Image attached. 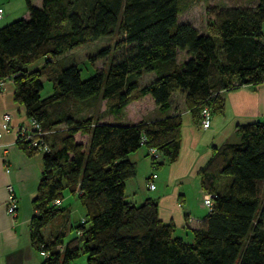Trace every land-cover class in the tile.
I'll return each mask as SVG.
<instances>
[{"label":"trees","instance_id":"1","mask_svg":"<svg viewBox=\"0 0 264 264\" xmlns=\"http://www.w3.org/2000/svg\"><path fill=\"white\" fill-rule=\"evenodd\" d=\"M184 2L42 0L34 7L25 0L27 18L0 24V80L12 82L14 101L42 133L32 134L38 148L18 138L28 155L42 154L30 221L31 244L46 254L41 264H72L82 255L85 264H264L260 122L237 126V140L213 148L199 171L211 200L190 241L161 222L156 200L135 205L125 199V183L135 175L131 155L145 148L154 170L178 157L182 120L173 108L175 92L200 123L202 108L222 112L221 93L264 83V0L220 11L206 33L178 21ZM105 37L114 43L98 60L110 50L119 55L107 70L81 80L71 52ZM40 60L41 67L31 68ZM44 82L51 86L46 97ZM102 102L95 117L77 118ZM137 104L139 120L123 123ZM152 106L159 116L141 118ZM65 191L85 210V219L69 230L54 204Z\"/></svg>","mask_w":264,"mask_h":264},{"label":"crops","instance_id":"2","mask_svg":"<svg viewBox=\"0 0 264 264\" xmlns=\"http://www.w3.org/2000/svg\"><path fill=\"white\" fill-rule=\"evenodd\" d=\"M29 1L34 7L42 5V0ZM24 2L25 0H0L4 13L1 26L3 22L7 25L20 17H28ZM43 62L44 60H40L41 64L35 68L41 67ZM13 93L12 82L8 79L0 80V264H41L43 257L31 244L30 221L34 214L31 203L41 177L42 154L30 156L18 144L17 128L27 118L24 106L14 101ZM172 98L173 108L180 113L182 120L178 157L174 162L154 170L146 149L138 150L130 156L135 164V175L126 181L124 195L127 201L135 205L147 198L156 200L161 222L165 225L172 223L175 227L174 235L190 241L189 231L198 228L208 214L207 207L202 204L203 192L198 173L209 160L213 148L237 140V126L254 122L264 124V83L255 88L243 86L221 93L222 112L211 114L210 127L206 130L201 129L198 119L185 108L181 93L175 92ZM140 106L142 105L137 104L129 108L122 122L139 120L138 116L143 110L139 109ZM4 115L11 117V126L1 131ZM158 116V111L152 106L141 118L153 120ZM152 173L156 174L155 188L149 190L146 180ZM9 185L17 198L14 217L7 213ZM65 194L69 192H64L60 208L67 218L64 226L69 230L68 218L78 208L70 197L65 198ZM66 200L68 201L65 202ZM82 212L79 223L85 219V210ZM60 221L59 218L56 219L53 225L59 226Z\"/></svg>","mask_w":264,"mask_h":264},{"label":"rangeland","instance_id":"3","mask_svg":"<svg viewBox=\"0 0 264 264\" xmlns=\"http://www.w3.org/2000/svg\"><path fill=\"white\" fill-rule=\"evenodd\" d=\"M254 4L255 0H185L183 5L184 7L178 15V21L189 23L200 33H206L210 29V25L215 22L216 16L219 14L220 11L231 7H252L254 6ZM19 19H21V17ZM3 25L4 22L2 23V26ZM113 43V38L108 39V37H105L91 42L88 45L79 47L78 49H75L71 52L70 55L73 59V62H75L76 66L81 70V80H86L87 78L95 75L100 70H107V68L111 64V59L114 57V54H119L116 52L114 53L112 50H110L109 56H107L108 58H102L99 60L98 58L100 53L107 47H109V45H111L112 48ZM184 58V54L179 55V59ZM41 63L39 61L32 65V67L35 68V66H39ZM50 93V84L44 82V89L41 92V96L46 97ZM103 109L104 103L102 102L100 103L99 107H97V109L85 112L79 115L77 118L84 119L89 116L95 117ZM78 138H80L79 140L84 141L83 137ZM65 196L66 199L70 197V199L77 204L78 210L76 212H73L70 218H68V226H75L76 224H79L78 220H80V214L84 209L81 208L76 197H72L69 194H65ZM67 201L68 200H66L65 202ZM50 231H52L51 225L49 226V228H47V230L43 232V237L47 238ZM71 236L72 235L70 233H67L66 239L70 238ZM85 262L86 257L82 255L78 260L74 261L72 264H85Z\"/></svg>","mask_w":264,"mask_h":264},{"label":"built area","instance_id":"4","mask_svg":"<svg viewBox=\"0 0 264 264\" xmlns=\"http://www.w3.org/2000/svg\"><path fill=\"white\" fill-rule=\"evenodd\" d=\"M4 13H3V9L0 7V24L1 21L3 19ZM210 119H211V112L210 109L207 107H204L201 109L200 111V127L203 130H206L210 127ZM10 122H11V117L9 115H4L3 119H2V123H1V131H5L7 129L10 128ZM17 133H18V138L19 137H26L27 140L31 141V144L33 147H37L38 148V139L34 140L32 139L33 135L32 134H37V136L41 137L42 133H41V129L39 128V126L32 120L27 119V121L22 124L19 125L17 128ZM42 148V151H47L46 147H40ZM148 153L150 155V157H152L154 160L159 161L160 160V155L158 154V152L154 149H149ZM156 179V174L152 173L148 179L146 180V187L149 190H153L155 188L154 185V181ZM7 192H8V200H7V213L8 215L14 217L15 213H16V209H17V198L16 195L14 193L13 188L9 185L7 187ZM210 200L211 197L208 194H204L202 196V204L205 205L207 208L210 207ZM55 205H60V201H55L54 202ZM40 255L42 257H45L46 254L44 252H40Z\"/></svg>","mask_w":264,"mask_h":264}]
</instances>
